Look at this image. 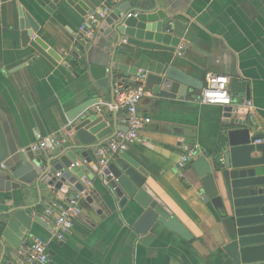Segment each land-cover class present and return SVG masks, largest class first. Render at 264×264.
<instances>
[{
  "label": "crops",
  "instance_id": "obj_1",
  "mask_svg": "<svg viewBox=\"0 0 264 264\" xmlns=\"http://www.w3.org/2000/svg\"><path fill=\"white\" fill-rule=\"evenodd\" d=\"M82 1L97 14L103 6L114 10L129 0L115 4L112 0ZM158 1L169 14L180 46L175 54L139 51L137 57L128 60L130 70L148 74L157 63L174 61L175 66L204 84L207 74L229 78V89L231 80L238 79L250 87V99L232 104L237 107V116L247 121L252 134L264 135V0ZM55 4L48 13L35 0L0 2V129L12 155L32 148L38 136L48 141L63 135L69 112L94 98L91 90L97 85L90 74L91 66L99 65L102 58L109 59L105 38L95 27L92 38L81 32L89 16L82 17L67 0H55ZM19 8L40 27L27 46L22 44ZM76 64L83 73L76 70ZM132 79L136 81L137 76ZM123 88L134 90L137 86L124 84ZM150 92L140 102L138 112L152 123L125 154L148 174L147 185L187 227L193 240L187 242L160 224L145 235L138 234L132 226L139 214L113 205L110 211L91 185L86 186V192L103 211L102 218L81 195L74 228L60 239L54 230L58 211L55 209L52 216L46 211L56 204L66 205L78 195L70 191L63 201L42 184V202L36 213L44 216L43 224L34 223L28 245L14 249L6 243L3 259L0 245V264H14L37 238L47 245V264H232L222 249L224 229L213 208L204 203L202 185L189 165L179 167L185 146H197L210 160L219 157L226 129L225 106L201 104L202 91L189 93L186 98H162ZM102 95L96 109L111 110L109 89L102 90ZM116 113L118 126L125 130L126 111L116 109ZM93 158L99 166L97 155ZM3 164L6 168L9 165ZM21 197V191H6L0 184V215L19 204ZM38 202L33 190L29 203Z\"/></svg>",
  "mask_w": 264,
  "mask_h": 264
},
{
  "label": "water",
  "instance_id": "obj_2",
  "mask_svg": "<svg viewBox=\"0 0 264 264\" xmlns=\"http://www.w3.org/2000/svg\"><path fill=\"white\" fill-rule=\"evenodd\" d=\"M12 1L15 0H0L4 4ZM35 1L48 13L56 8L55 0ZM67 4L82 17L94 14L82 0H67ZM18 16L22 44L27 46L40 27L23 8L18 9ZM89 27H95L99 36L105 38L109 59L102 58L97 62L100 66L90 68L97 88L91 90L94 98L69 112L66 128L71 135L69 141L60 146L46 141V151L29 148L12 155L0 129V164H9L0 177V184L6 191L22 193L21 202L0 215L2 259L6 243L14 249L28 245L34 223L43 224L44 216L36 213L42 202V184L48 187V193L63 201L70 191L85 195V201L102 218L103 211L86 192V186L91 185L92 192L96 196L100 194L99 200L110 211L113 205L117 209L127 207L131 214H139L132 226L138 234L145 235L160 224L187 242L194 238L147 185L148 174L137 162L124 153L102 168L97 166L93 155L120 131H127L118 126L116 88L124 84L143 85L162 98H186L189 93L203 91L205 84L175 66L174 61L159 62L150 68L144 84L132 79L139 72L135 68L130 70L127 63L137 57L139 51L175 54L181 43L173 34L168 12L158 0L126 1L116 9H110L104 18H99L97 25ZM108 89L112 109L97 110L102 90ZM230 93L232 104L250 99V87L238 79L231 80ZM232 104L224 107L226 129L219 146V159L210 160L209 156L198 152L189 166L197 183L202 185L200 192L204 203L219 217L226 237L222 249L232 264H264V135L252 134V128L247 121L238 118L237 107ZM257 141L261 143L257 144ZM76 163L79 166L72 168ZM33 190L39 196L37 204L29 203V194Z\"/></svg>",
  "mask_w": 264,
  "mask_h": 264
},
{
  "label": "built area",
  "instance_id": "obj_3",
  "mask_svg": "<svg viewBox=\"0 0 264 264\" xmlns=\"http://www.w3.org/2000/svg\"><path fill=\"white\" fill-rule=\"evenodd\" d=\"M118 0H112V3H117ZM110 6H104V8L97 14L89 16V21L81 26V32L86 38H88L92 32V28L89 26L97 25L98 19L104 18L110 11ZM131 16V15H130ZM129 16V17H130ZM146 80V73L142 72L137 76L136 81L144 84ZM230 80L227 77L207 74L206 84L201 92L199 102L206 105H220L230 106L232 104V97L229 89ZM151 95V92L143 85L137 86L136 89L120 87L116 90L117 103L115 109H124L126 116L124 119V125L127 131H120L118 135L109 143L102 146L97 151V157L99 159V166L105 168L112 158L120 156L127 152L131 144L139 141L141 131L152 123V120L141 116L138 112V107L143 98ZM248 107H252V104L248 102ZM69 132H63V135L55 138H51L48 141L53 146H60L67 142L69 138ZM257 144L261 141H257ZM46 140L38 136V143L32 147L33 151H46ZM199 152L197 146L184 147V155L181 157L179 167L181 169L186 168L192 160L195 159L196 154ZM79 166V163L72 165V168ZM6 166L0 164V171H6ZM60 177V174L57 175ZM80 201L81 195H78L76 199L70 200L66 205H54V208L48 209L46 213L49 216L55 215V209L58 214L55 219L54 230L55 234L60 239H63L69 234L73 228L75 221L80 215ZM50 260V254L47 249V245L44 241L37 238L30 246L22 253V258L17 259L14 264H47Z\"/></svg>",
  "mask_w": 264,
  "mask_h": 264
},
{
  "label": "trees",
  "instance_id": "obj_4",
  "mask_svg": "<svg viewBox=\"0 0 264 264\" xmlns=\"http://www.w3.org/2000/svg\"><path fill=\"white\" fill-rule=\"evenodd\" d=\"M41 36H43V33L41 34ZM75 68H76V70H77L79 73H83V72H84V69H80V68H78V65H77V64L75 65ZM216 158L219 159V157H216Z\"/></svg>",
  "mask_w": 264,
  "mask_h": 264
}]
</instances>
